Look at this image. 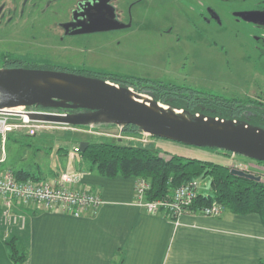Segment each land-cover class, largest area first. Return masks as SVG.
Returning a JSON list of instances; mask_svg holds the SVG:
<instances>
[{
    "label": "rangeland",
    "instance_id": "1",
    "mask_svg": "<svg viewBox=\"0 0 264 264\" xmlns=\"http://www.w3.org/2000/svg\"><path fill=\"white\" fill-rule=\"evenodd\" d=\"M76 1L0 0V59L2 53H8L50 65L85 66L122 78L126 77V70L137 68L147 70V76L153 81L180 84L185 80L186 84L226 97L264 100V77L258 76L259 70L264 69V55H259L253 43V38L257 39L263 30L246 20L237 19L233 12L251 8L258 0H240V4L237 0H208L220 12L219 15L207 23L204 18L191 17L199 28L194 40L182 41L177 50L171 51L173 66L181 68L183 49L190 48L192 62L187 63V69L192 71L188 75L177 73L168 66L165 51L170 50L172 42L174 44L175 30L161 34L158 26L167 28L173 24L177 30L184 27L186 15L192 8L198 12L205 10L200 7V0H141L133 7L136 28L67 36L58 22L68 17ZM129 1L122 0V3L127 6ZM207 14L208 19L212 18L209 10ZM193 23H189L191 32L195 27ZM12 120L22 123L23 116H14ZM45 124L48 126L36 134H30L28 127L17 128L7 134L4 142L0 134V158L4 156L1 166L12 170L26 168L40 175V172L46 174V170H59L76 161L83 140L108 138L122 143H144L140 140L142 134H127L122 127L114 125ZM148 141L146 144L153 143L164 154L197 157L226 165L231 163L230 156L223 149L197 147L163 137L149 136ZM234 161L235 165L240 164V169L261 175L264 180V164L258 160L238 154ZM202 183L200 190L209 187L208 180ZM13 228L15 226L8 229Z\"/></svg>",
    "mask_w": 264,
    "mask_h": 264
},
{
    "label": "crops",
    "instance_id": "2",
    "mask_svg": "<svg viewBox=\"0 0 264 264\" xmlns=\"http://www.w3.org/2000/svg\"><path fill=\"white\" fill-rule=\"evenodd\" d=\"M3 159L4 156L0 158V170L10 169L1 166ZM87 168L79 155L65 168L49 169L40 175L32 172L47 179L70 169L85 171L82 184L93 187L105 201L88 214L77 217L22 204L16 210L27 215L25 228L8 229L2 223L0 198V264H14L7 242L12 238L26 246L28 264H260L264 261V223L258 213L236 214L225 209L220 215L208 216L192 210L176 224L135 203L137 177L112 178ZM208 191L209 187L201 190Z\"/></svg>",
    "mask_w": 264,
    "mask_h": 264
},
{
    "label": "water",
    "instance_id": "3",
    "mask_svg": "<svg viewBox=\"0 0 264 264\" xmlns=\"http://www.w3.org/2000/svg\"><path fill=\"white\" fill-rule=\"evenodd\" d=\"M246 20L264 23V11L238 13ZM110 18L90 19L76 32L107 31L127 25ZM134 94H146L140 101ZM166 105L168 108L163 106ZM28 108L32 120L71 126L95 127L98 124L124 127L134 124L141 134L163 137L197 147L219 148L264 161V128L243 120L201 112H189L157 100L153 93L138 92L101 77L80 73L0 64V109ZM62 111H61V110ZM88 140L80 142L84 151ZM233 174L262 180L261 175L238 168Z\"/></svg>",
    "mask_w": 264,
    "mask_h": 264
},
{
    "label": "trees",
    "instance_id": "4",
    "mask_svg": "<svg viewBox=\"0 0 264 264\" xmlns=\"http://www.w3.org/2000/svg\"><path fill=\"white\" fill-rule=\"evenodd\" d=\"M0 64L4 67L48 68L69 71L68 67L44 65L38 61L22 59L8 53H2ZM70 71L101 77L121 85L133 87L138 92H146V88L153 90L158 87L163 89L172 88L161 82H149L151 80L145 78L128 76L122 78L112 73H100L86 68ZM145 80H148L147 83ZM173 89L175 88L173 87ZM153 95L162 103L171 104L189 112H201L206 115L243 120L264 128V108H237L235 100L225 101L226 106L220 104L209 106L206 105V101L201 100L202 104H198L200 102L193 101L189 97L186 98L187 96L180 93L174 95L172 92L155 91ZM123 132L131 135L141 134L139 127L134 124L125 125ZM232 153L225 152L230 157ZM79 154L86 162L89 171H96L101 175L112 178L133 176L148 179L151 183V188L147 193L149 199H161L170 196L176 187L195 178L208 180L209 191L200 192L194 207L199 208L209 205L213 201H218L225 206V209L236 214L258 213L264 223V180L257 181L233 174L230 165L197 157L164 154L153 143H122L108 138L100 141L89 140L88 147L84 151L79 150ZM258 162L264 164V161ZM13 171L19 179H41L40 176L25 168ZM7 242L11 248V258L14 264H28L26 246L20 245L14 238ZM260 264H264V261L261 260Z\"/></svg>",
    "mask_w": 264,
    "mask_h": 264
},
{
    "label": "built area",
    "instance_id": "5",
    "mask_svg": "<svg viewBox=\"0 0 264 264\" xmlns=\"http://www.w3.org/2000/svg\"><path fill=\"white\" fill-rule=\"evenodd\" d=\"M28 108L0 109V134L5 141L7 134L20 127H28L30 134H36L46 125L43 121L32 120L24 112ZM23 116V122H14V116ZM27 116V118H26ZM150 135L143 133L144 144L148 143ZM237 154H231L232 168L240 169V164H234ZM85 171L70 169L57 176L47 179H19L12 169L0 170V198L2 199V223L7 228L19 226L25 228L27 215L17 211L20 205H35L39 209L64 212L74 216H82L90 211H96L105 202L101 194L93 187L84 186L82 179ZM204 180V179H203ZM201 178L192 179L176 187L170 196L161 199H149L147 193L151 183L144 177H137L135 185V203L151 214H162L180 223L181 217L192 210L216 216L224 212L225 206L213 201L209 205L194 207L203 185Z\"/></svg>",
    "mask_w": 264,
    "mask_h": 264
},
{
    "label": "flooded vegetation",
    "instance_id": "6",
    "mask_svg": "<svg viewBox=\"0 0 264 264\" xmlns=\"http://www.w3.org/2000/svg\"><path fill=\"white\" fill-rule=\"evenodd\" d=\"M52 1V0H51ZM221 2L224 1H232V0H219ZM259 2L251 7V8H247V9H243V10H238V11H233L234 15L237 19H244L242 16H240L238 13L243 12V11H252V10H261L264 11V0H258ZM138 2H141V0H130L129 4L127 6H125V2L122 3V0H77L76 3L71 7L70 12L68 13V17L59 21L58 24L60 26V28L62 29L64 35H80V34H88V33H92V32H87V33H82V32H76L80 29L85 28L86 23L92 19L94 21H103L106 18H110L111 14L112 17L114 19H117L120 22L125 23L127 26L124 28H120V29H128V28H132L135 27V19H134V11H133V7L138 4ZM237 2L240 4V0H237ZM200 7L203 6L205 8V10H201V11H197L195 9H191L192 11H190V13L188 15H186L187 18V23L184 24V27H179L177 30V28H175V26L173 24L169 25L167 28H165V26L163 25H159L158 27L161 29V34H164L165 32H169L172 33V31L175 30V34H174V44L172 42V46L170 47V50L165 51V55L167 56V61H168V66L172 69L175 70L177 73H184L186 75L191 73V69L188 70L187 63H191L192 62V54H191V50L189 48V50H184V54H183V63L181 64V68L180 67H174L173 66V52H171L172 50H177L179 45L185 42V40H188L190 42H192L195 38L196 35V30L199 29L197 27V24H195V20L193 21V19L191 17L193 16H197V18L201 19L204 18V22L207 23L209 22L210 19L216 18L219 15V11L213 7V5L209 4L208 0H200ZM208 10L210 12V15L212 18H207L208 16ZM194 11V12H193ZM198 19V20H199ZM208 20V21H207ZM192 21V22H191ZM247 22H250L251 24L255 25L257 28L262 29L263 32L261 33V35L259 34L257 39L253 38V43L254 45L258 48V53L260 56L264 55V23L261 22H254V21H250V20H246ZM195 22V23H193ZM190 24L193 23V25L195 27L194 31H190ZM120 29H113V30H120ZM159 30V29H158ZM201 30V29H200ZM109 31V30H107ZM93 32H100V31H93ZM186 33V34H183ZM204 33V32H203ZM63 39V37H60ZM187 38V39H186ZM43 63V62H41ZM44 65L47 63H43ZM63 67H67V66H63ZM69 71L70 70H74V69H80V68H86L85 66L83 67H68ZM88 69V68H86ZM88 70H92V69H88ZM96 71V70H93ZM189 71V72H187ZM71 72V71H70ZM96 72H100L103 73V71H96ZM126 74H124V76H128V77H140V78H145V79H149L151 80L147 75L148 72L147 70H140L137 68H129L128 70H126ZM168 71H166L167 73ZM150 75H156V74H150ZM258 76L264 77V69H260L259 70V74ZM257 79V78H255ZM152 82H161V81H153ZM257 81V80H256ZM163 84L169 85L172 88L171 89H163V88H155V90L157 92H172L174 93V95H176L177 93L183 94L185 96H187L186 98L189 97V99L191 98L193 101H197L200 102L198 104H202L201 100L206 101V105L212 106V105H223L226 106L227 103H224L227 100H235L236 104H237V108H245V109H256V108H264V100L260 99V98H254V97H247L245 99H241V98H237V97H226L224 95L221 94H217V93H212L209 91H206L204 89H199L197 87L192 86L191 84H186L185 80H183L182 83H176V82H168V83H164L161 82ZM173 87L175 89H173ZM246 93V92H245ZM193 95V96H192ZM178 96V95H177ZM222 103V104H221Z\"/></svg>",
    "mask_w": 264,
    "mask_h": 264
},
{
    "label": "bare ground",
    "instance_id": "7",
    "mask_svg": "<svg viewBox=\"0 0 264 264\" xmlns=\"http://www.w3.org/2000/svg\"><path fill=\"white\" fill-rule=\"evenodd\" d=\"M134 96H136V98L140 101H146L147 99H149L146 94H134ZM164 107L168 108L166 105L163 104ZM17 110H20V107L17 108ZM27 118V116H26Z\"/></svg>",
    "mask_w": 264,
    "mask_h": 264
}]
</instances>
